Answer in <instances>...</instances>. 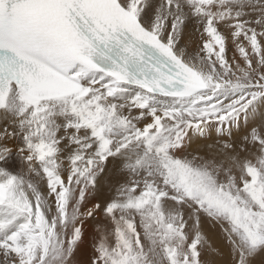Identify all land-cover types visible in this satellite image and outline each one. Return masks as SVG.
<instances>
[{
  "label": "snow or ice",
  "instance_id": "obj_1",
  "mask_svg": "<svg viewBox=\"0 0 264 264\" xmlns=\"http://www.w3.org/2000/svg\"><path fill=\"white\" fill-rule=\"evenodd\" d=\"M0 264H264V0H0Z\"/></svg>",
  "mask_w": 264,
  "mask_h": 264
},
{
  "label": "rangeland",
  "instance_id": "obj_2",
  "mask_svg": "<svg viewBox=\"0 0 264 264\" xmlns=\"http://www.w3.org/2000/svg\"><path fill=\"white\" fill-rule=\"evenodd\" d=\"M211 142H212V140L207 141V143H211Z\"/></svg>",
  "mask_w": 264,
  "mask_h": 264
}]
</instances>
